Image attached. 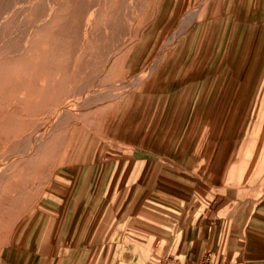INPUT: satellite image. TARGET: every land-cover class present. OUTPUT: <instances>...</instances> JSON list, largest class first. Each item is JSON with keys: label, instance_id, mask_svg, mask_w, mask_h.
Here are the masks:
<instances>
[{"label": "rangeland", "instance_id": "1", "mask_svg": "<svg viewBox=\"0 0 264 264\" xmlns=\"http://www.w3.org/2000/svg\"><path fill=\"white\" fill-rule=\"evenodd\" d=\"M259 6L264 0H0V264L52 262L60 243L101 246L103 177L124 160L139 163L144 246L161 244L148 215L192 208L194 178L205 194L219 176L262 190ZM196 114L203 121L181 137L179 119Z\"/></svg>", "mask_w": 264, "mask_h": 264}, {"label": "crops", "instance_id": "2", "mask_svg": "<svg viewBox=\"0 0 264 264\" xmlns=\"http://www.w3.org/2000/svg\"><path fill=\"white\" fill-rule=\"evenodd\" d=\"M259 8L264 9V6ZM201 118V114H196L194 118L179 119L186 123L180 136H192L198 123L203 121ZM132 136L135 141H132L131 152H134L139 132H133ZM138 166L136 160H124L117 163V173L103 177V244L93 247L83 242L82 247H78L76 242H68L60 248V243L58 256L52 262L40 264H188L204 258H208L210 264H264V188L228 184V177L219 176L210 179V190L208 188L205 194L202 177L194 178L196 183L201 179V187L194 192L190 189L192 208L181 209V205L174 211L175 215L167 210L148 215L153 219L148 234L161 238V244L144 246L140 241V198L135 193L139 186ZM125 170L130 171L129 177L123 176ZM181 176L187 178L185 173ZM182 185L188 192V184ZM168 196L182 204L188 201L187 195ZM69 199L67 216L74 217L76 214L70 211L75 210V195L70 194ZM156 201L161 202V199ZM126 206L130 208L124 209Z\"/></svg>", "mask_w": 264, "mask_h": 264}, {"label": "built area", "instance_id": "3", "mask_svg": "<svg viewBox=\"0 0 264 264\" xmlns=\"http://www.w3.org/2000/svg\"><path fill=\"white\" fill-rule=\"evenodd\" d=\"M188 264H210L209 262V259L208 258H204L198 262H191V263H188Z\"/></svg>", "mask_w": 264, "mask_h": 264}, {"label": "bare ground", "instance_id": "4", "mask_svg": "<svg viewBox=\"0 0 264 264\" xmlns=\"http://www.w3.org/2000/svg\"><path fill=\"white\" fill-rule=\"evenodd\" d=\"M63 108H64V106H63Z\"/></svg>", "mask_w": 264, "mask_h": 264}]
</instances>
